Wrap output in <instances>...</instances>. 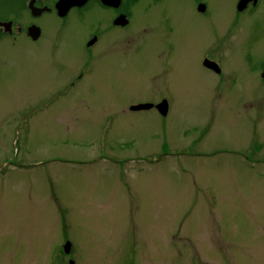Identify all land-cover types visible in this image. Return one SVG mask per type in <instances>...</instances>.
Segmentation results:
<instances>
[{
  "label": "rangeland",
  "instance_id": "rangeland-1",
  "mask_svg": "<svg viewBox=\"0 0 264 264\" xmlns=\"http://www.w3.org/2000/svg\"><path fill=\"white\" fill-rule=\"evenodd\" d=\"M237 1L127 0L90 50L95 9L0 40V264L65 239L75 264H264V0Z\"/></svg>",
  "mask_w": 264,
  "mask_h": 264
},
{
  "label": "flooded vegetation",
  "instance_id": "flooded-vegetation-1",
  "mask_svg": "<svg viewBox=\"0 0 264 264\" xmlns=\"http://www.w3.org/2000/svg\"><path fill=\"white\" fill-rule=\"evenodd\" d=\"M30 0H21L22 6L24 9L28 12L30 16V12L27 8V4L29 3ZM57 0H34L33 5L37 8H46L45 11H43L39 17L49 14L54 16L56 19L64 20L66 19L70 14H74L76 16L82 17L83 15L92 12L93 9L98 11L99 14H101L102 19L100 21L96 20V23L98 24V27H96L95 31L92 33L88 34L89 39L86 40L85 45L87 50H90L92 47H94L98 42L99 39H101V34L106 35V33H113L115 37L122 36L124 37L127 33L125 30L129 26V23H131L130 17H131V7H133V3H128L127 0H120V3L117 6H105L103 5L100 0H89L85 5L82 7H74L70 9L67 14L64 17H59L57 14V11L55 9V3ZM260 1V0H259ZM258 1V3H259ZM257 3V4H258ZM15 7L16 2L14 3ZM12 4V6H14ZM0 6H4L5 8L8 6V0H4V2L0 3ZM19 7V6H18ZM252 7L251 4L247 5V8L243 10L242 12L238 13H244L246 10ZM118 17H125L126 19V24L120 25V24H115L114 21ZM37 18H32L30 16V20L23 21L22 23H19L16 21L14 18L10 19H5V20H0V40H4L7 38L11 37H17L19 35H25L29 40L32 42H37L43 37V32L41 27L35 22ZM3 23H8L7 25H4ZM31 25H37L40 27V35L36 40H32L28 35H27V29ZM93 37H95V41L88 45L87 43L89 40H91ZM110 37H107V40ZM55 40V44H56ZM54 44V45H55ZM109 52H119L117 50H108ZM120 53H123L120 51ZM261 71L258 72V76L260 77V80L264 81V78L261 77V72L264 69V65L260 66ZM260 68L258 69V71ZM222 74V69L221 71L217 74L218 76ZM161 101V100H160ZM144 103H152V102H144ZM156 104V103H153ZM69 245L65 249V245ZM75 250L73 248L72 242L69 240L65 239L63 242L60 244H56V246L52 249L49 250L48 252V259H47V264H65L66 262H70L71 264H75Z\"/></svg>",
  "mask_w": 264,
  "mask_h": 264
},
{
  "label": "water",
  "instance_id": "water-1",
  "mask_svg": "<svg viewBox=\"0 0 264 264\" xmlns=\"http://www.w3.org/2000/svg\"><path fill=\"white\" fill-rule=\"evenodd\" d=\"M89 0H57V2L55 3V9L57 11V14L59 17H64L67 12L73 8V7H82L84 4H86ZM34 0H30L29 4H28V9L30 11L31 16L33 17H37L39 16L43 11L46 10V8H37L33 5ZM100 2L105 5V6H117L120 3V0H100ZM258 2V0H238L237 4H236V9L237 11H242L244 10L247 5L249 3H252V5H256V3ZM206 9L205 4H199L197 7V10L200 12H204ZM126 19L125 17H118L114 23L115 24H120V25H124L126 24ZM6 25V24H5ZM28 35L33 39H37L39 34H40V29L39 27L35 26V25H31L28 30ZM95 41V38H92V40L89 41L88 45L92 44ZM203 66L211 69L213 71H215L216 73L219 72V67L218 65L214 62L211 61L207 58H205L202 62ZM261 76L264 78V69L263 72L261 74ZM153 107L152 104H138V105H134L131 106L130 109L137 111V110H145V109H149ZM155 108L157 109V111L162 115V116H166L167 112H168V104L167 101L163 100L160 103L155 105Z\"/></svg>",
  "mask_w": 264,
  "mask_h": 264
}]
</instances>
